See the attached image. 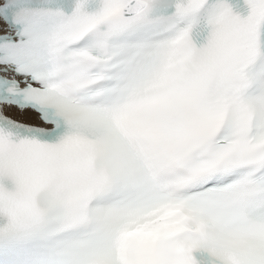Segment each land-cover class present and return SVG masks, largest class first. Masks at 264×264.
<instances>
[{"label": "snow or ice", "instance_id": "snow-or-ice-1", "mask_svg": "<svg viewBox=\"0 0 264 264\" xmlns=\"http://www.w3.org/2000/svg\"><path fill=\"white\" fill-rule=\"evenodd\" d=\"M0 264H264V0H0Z\"/></svg>", "mask_w": 264, "mask_h": 264}]
</instances>
